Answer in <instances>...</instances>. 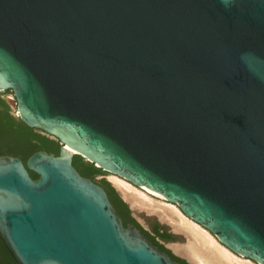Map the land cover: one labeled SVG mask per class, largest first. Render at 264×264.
<instances>
[{"label":"water","instance_id":"95a60500","mask_svg":"<svg viewBox=\"0 0 264 264\" xmlns=\"http://www.w3.org/2000/svg\"><path fill=\"white\" fill-rule=\"evenodd\" d=\"M0 92L59 143L0 155L16 264H185L124 226L75 155L264 264V0H0Z\"/></svg>","mask_w":264,"mask_h":264},{"label":"trees","instance_id":"16d2710c","mask_svg":"<svg viewBox=\"0 0 264 264\" xmlns=\"http://www.w3.org/2000/svg\"><path fill=\"white\" fill-rule=\"evenodd\" d=\"M36 150H43L50 154H58L59 143L56 139H50L47 135L42 134L34 128L26 126L20 118L15 117L11 113V109L6 101L2 98L0 92V155L9 154L15 155L22 159L25 163L30 154ZM76 156V155H75ZM80 157L79 164H75L79 172L89 178L100 174H105L104 170L96 167L93 163L83 161ZM32 178H37L38 174L32 170H28ZM107 191L110 201L115 207L117 213L121 216L123 225L128 223L134 224L140 231L161 250L167 252L169 256L177 261L189 264L183 258L173 254L168 248L164 246L161 241L173 240V236L167 229L159 223L150 224L149 228H145L140 222L132 215L131 210L127 203H125L111 184L105 180L104 177L97 181ZM0 264H16L7 249L4 247L0 240Z\"/></svg>","mask_w":264,"mask_h":264},{"label":"bare ground","instance_id":"6f19581e","mask_svg":"<svg viewBox=\"0 0 264 264\" xmlns=\"http://www.w3.org/2000/svg\"><path fill=\"white\" fill-rule=\"evenodd\" d=\"M71 152L74 150L69 149ZM110 179L121 197L130 203L133 210H146L188 236V243L179 247L196 264H256L231 251L205 227L185 215L180 208L165 196L152 194L142 186H136L124 178L111 174ZM178 247V246H177Z\"/></svg>","mask_w":264,"mask_h":264},{"label":"rangeland","instance_id":"374dc122","mask_svg":"<svg viewBox=\"0 0 264 264\" xmlns=\"http://www.w3.org/2000/svg\"><path fill=\"white\" fill-rule=\"evenodd\" d=\"M7 93H11V90H6ZM16 117V116H15ZM40 132V131H39ZM42 133V132H41ZM44 134V133H42ZM46 135V134H44ZM48 136V135H47ZM50 139H55L51 136H48ZM79 160L80 157L79 156H74L73 157V162H75L76 164H79ZM83 161L85 162L86 160L83 158ZM105 174H98L96 176H94V180L98 181L99 179H101L102 177L105 178V180H107L111 186L112 184H114L112 182V180L110 179L111 174L109 172H104ZM113 187V186H112ZM114 188V187H113ZM170 202V201H169ZM173 203V202H172ZM175 204V203H174ZM177 205V204H176ZM131 210V209H130ZM131 213L134 214V217L140 222L141 225H143L145 228H149V223L150 224H154V223H159L160 225L164 226L167 231L173 236V240H169V241H161L164 246L166 248H168L173 254H175L176 256L183 258L185 261H187L189 264H196L194 260L190 259V257L186 254H183L182 252H180L178 249L179 247L188 243V236H186V234L184 235L183 232H180L179 230L177 231V229L175 230V228L173 226H171L169 223L163 221L160 219V217L156 214L153 213H149L146 210H131ZM178 246V247H177ZM237 254V253H236ZM240 255V254H238ZM241 256V255H240ZM243 258H246L244 256H242ZM249 259V258H246ZM253 261V260H252ZM256 263V262H255ZM259 264V263H256Z\"/></svg>","mask_w":264,"mask_h":264},{"label":"flooded vegetation","instance_id":"af4514ba","mask_svg":"<svg viewBox=\"0 0 264 264\" xmlns=\"http://www.w3.org/2000/svg\"><path fill=\"white\" fill-rule=\"evenodd\" d=\"M72 163H73V165L75 166V164H74V162H73V160H72ZM76 167V166H75ZM77 168V167H76ZM78 169V168H77ZM79 171V170H78Z\"/></svg>","mask_w":264,"mask_h":264},{"label":"crops","instance_id":"0c3cea01","mask_svg":"<svg viewBox=\"0 0 264 264\" xmlns=\"http://www.w3.org/2000/svg\"><path fill=\"white\" fill-rule=\"evenodd\" d=\"M119 195V194H118ZM126 203V202H125ZM128 205H130V203H128ZM131 207V206H130ZM132 208V207H131Z\"/></svg>","mask_w":264,"mask_h":264}]
</instances>
